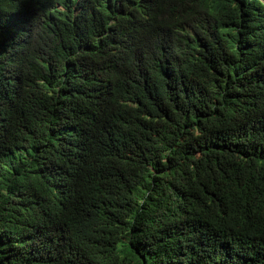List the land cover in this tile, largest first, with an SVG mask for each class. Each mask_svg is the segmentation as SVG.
Wrapping results in <instances>:
<instances>
[{"label":"trees","instance_id":"trees-1","mask_svg":"<svg viewBox=\"0 0 264 264\" xmlns=\"http://www.w3.org/2000/svg\"><path fill=\"white\" fill-rule=\"evenodd\" d=\"M142 1L0 0V264H264V2Z\"/></svg>","mask_w":264,"mask_h":264},{"label":"clouds","instance_id":"clouds-1","mask_svg":"<svg viewBox=\"0 0 264 264\" xmlns=\"http://www.w3.org/2000/svg\"><path fill=\"white\" fill-rule=\"evenodd\" d=\"M83 0H71L72 2V8L74 14L79 13L82 10V3ZM264 2V0H261ZM55 2H53L51 5H49L44 13L48 11V8L52 5H54ZM56 7L61 8L60 5L56 3ZM15 14V12H14ZM159 17V11L157 7L156 0H146L142 1V12L138 15H136L134 18H132L134 27L132 28V33L130 36L129 40V50L130 53H132L136 48H138L144 39L146 33H147V25L154 21V19H157ZM12 22H16V25L19 24L14 18H11ZM149 27V26H148ZM5 45L7 50L16 52L17 50L21 49L22 46L19 44L18 41H11V40H6ZM178 43L172 44V47H176ZM163 52V51H162ZM114 75V72H111V76ZM250 262V261H249Z\"/></svg>","mask_w":264,"mask_h":264}]
</instances>
